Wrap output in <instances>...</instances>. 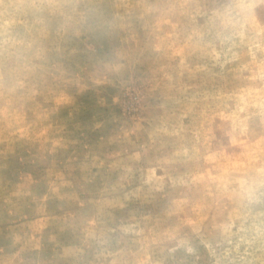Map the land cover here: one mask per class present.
Instances as JSON below:
<instances>
[{
	"label": "rangeland",
	"instance_id": "1",
	"mask_svg": "<svg viewBox=\"0 0 264 264\" xmlns=\"http://www.w3.org/2000/svg\"><path fill=\"white\" fill-rule=\"evenodd\" d=\"M0 264H264V0H0Z\"/></svg>",
	"mask_w": 264,
	"mask_h": 264
}]
</instances>
